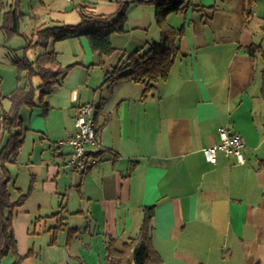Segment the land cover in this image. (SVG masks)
Returning <instances> with one entry per match:
<instances>
[{
    "label": "crops",
    "instance_id": "1",
    "mask_svg": "<svg viewBox=\"0 0 264 264\" xmlns=\"http://www.w3.org/2000/svg\"><path fill=\"white\" fill-rule=\"evenodd\" d=\"M188 1L165 17L182 35L168 74L145 94L144 83L108 84L106 74L122 55L159 39L151 3L129 5L125 30L110 35L109 55L92 51L84 37L46 46L63 66L73 65L45 96L46 109L19 106L21 125L9 132H19L22 144L0 165L12 198L26 194L12 213L19 264H106V238L121 250L138 231L142 207L151 205V245L161 258L154 264H264V0ZM0 2L1 23L12 0ZM76 5L100 14L118 8L115 0H40L31 14L16 8L18 33L6 37L0 29L1 95L18 84L13 59L42 51L21 50L34 28L77 24ZM250 46L258 48L250 53ZM23 83L37 101L38 76ZM84 103L94 106L98 142L85 149L97 162L70 171L63 160L71 147L58 142L73 133ZM9 108L0 100V115ZM221 126L241 137L244 164L222 151L215 163L205 159L203 148L219 142ZM14 259L8 253L1 264Z\"/></svg>",
    "mask_w": 264,
    "mask_h": 264
},
{
    "label": "trees",
    "instance_id": "2",
    "mask_svg": "<svg viewBox=\"0 0 264 264\" xmlns=\"http://www.w3.org/2000/svg\"><path fill=\"white\" fill-rule=\"evenodd\" d=\"M118 8L111 14L96 13L83 5H76L80 15L77 24L39 25L33 30L31 42L21 48L25 53L28 49H42L33 60L23 56L13 59L16 68V81L18 84L7 95L0 94V100L7 99L10 108L3 110L0 115V134L7 130L6 141L0 148V165L13 161L22 144L19 132H9L12 128L21 125L18 108L21 105L33 106L40 104L47 107L44 98L53 87L60 84V78L73 65H62L54 51H46L45 48L51 41H59L74 37H84L90 49L99 55H109L115 49L110 43V35L125 30L127 10L132 3H151L154 10V20L159 29V39L149 43L146 49H136L122 55L118 63L106 74V82L113 84L120 79H129L144 83V91H149L152 81L164 79L172 65L177 52L176 40L181 37L182 29L170 26L165 17L171 12H183L189 7L188 0H115ZM19 0H12V7L2 13L0 29L4 35L11 36L18 33L22 14L17 11ZM4 4L0 2V10ZM258 46H250L247 50L254 53ZM264 60V51L261 52ZM32 76H38L40 83L37 101L34 100V87L25 83L19 84L22 79L29 80ZM261 93L264 96V68L261 71ZM9 177L2 169L0 173V264L1 259L8 253H13L15 259L12 264H19L21 256L16 252V241L12 230L13 209L20 205L26 194H20L13 199L8 188ZM154 207H142V219L137 233L130 237L129 242L118 250L114 245V239L107 237L105 240L106 264H154L161 258L151 245V220Z\"/></svg>",
    "mask_w": 264,
    "mask_h": 264
},
{
    "label": "built area",
    "instance_id": "3",
    "mask_svg": "<svg viewBox=\"0 0 264 264\" xmlns=\"http://www.w3.org/2000/svg\"><path fill=\"white\" fill-rule=\"evenodd\" d=\"M71 2L72 0H66ZM92 103L80 105L73 118V133L59 144L67 143L71 150L63 160V166L70 171L84 172L93 166L97 160L85 149L86 145L97 144L98 138H91V131H97L94 124H89V107ZM219 142L203 148L205 159L215 163L217 152L222 151L225 155H233L238 164H244L246 159L243 155V142L237 133H230L226 127L218 129Z\"/></svg>",
    "mask_w": 264,
    "mask_h": 264
},
{
    "label": "rangeland",
    "instance_id": "4",
    "mask_svg": "<svg viewBox=\"0 0 264 264\" xmlns=\"http://www.w3.org/2000/svg\"><path fill=\"white\" fill-rule=\"evenodd\" d=\"M47 1H51L55 6H60V5H63L65 3V0H47ZM39 2H40V0H19L18 5H17V9L18 10H22L24 13H30L31 14V9L32 8H35L36 6H39ZM29 51H30L29 49L26 50L25 51L26 54H28ZM22 52H23V50H22ZM9 80L12 81L13 80V77H11V78L6 77L5 78V83L8 82ZM34 80L35 81H38L37 77H35L33 79V81ZM22 81H23V79H22Z\"/></svg>",
    "mask_w": 264,
    "mask_h": 264
},
{
    "label": "bare ground",
    "instance_id": "5",
    "mask_svg": "<svg viewBox=\"0 0 264 264\" xmlns=\"http://www.w3.org/2000/svg\"><path fill=\"white\" fill-rule=\"evenodd\" d=\"M93 108L94 106L93 104H91V107H89V124H94L93 115H92ZM91 138H98L97 131H91Z\"/></svg>",
    "mask_w": 264,
    "mask_h": 264
}]
</instances>
